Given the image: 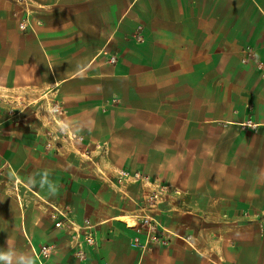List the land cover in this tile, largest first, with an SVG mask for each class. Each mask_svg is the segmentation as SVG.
<instances>
[{"label": "crops", "instance_id": "1", "mask_svg": "<svg viewBox=\"0 0 264 264\" xmlns=\"http://www.w3.org/2000/svg\"><path fill=\"white\" fill-rule=\"evenodd\" d=\"M49 101L85 155L48 138ZM51 206L94 225L83 259ZM262 216L264 0H0V250L264 264Z\"/></svg>", "mask_w": 264, "mask_h": 264}, {"label": "built area", "instance_id": "2", "mask_svg": "<svg viewBox=\"0 0 264 264\" xmlns=\"http://www.w3.org/2000/svg\"><path fill=\"white\" fill-rule=\"evenodd\" d=\"M26 22L23 21L20 23L21 27H24ZM141 24L137 25V28H141ZM136 39L141 41L142 36L140 34L135 35ZM109 62H115V56H111L108 59ZM49 121L51 126L47 130V135L49 139L56 141L58 143H68L76 148V150L85 155L87 148H83L82 144H88V139L81 133L70 128L66 123H64L59 115L62 114V109L55 103H47ZM49 144V143H48ZM121 176H132L134 178H143L138 172H134L132 175H129L126 171H120ZM157 193L148 194L145 198L146 203H151L156 199ZM52 207L51 218L53 220V226L55 228H63L71 236L72 247L74 250V255L78 259H83L85 257V249L88 246H92L95 243L94 237V225L89 222V220L84 219L81 223H78L71 219L66 213L56 206ZM259 228L264 232V216L259 218ZM144 227L148 239L153 242L165 243V231L158 228L157 222L150 217L149 215H144L141 217V225ZM138 242V237H134V243ZM31 249L34 257L37 259L39 264H44L45 261L49 258L52 251V245L48 243H42L39 245H31Z\"/></svg>", "mask_w": 264, "mask_h": 264}, {"label": "clouds", "instance_id": "3", "mask_svg": "<svg viewBox=\"0 0 264 264\" xmlns=\"http://www.w3.org/2000/svg\"><path fill=\"white\" fill-rule=\"evenodd\" d=\"M14 258L15 264H33V261L30 258L25 257L24 255L15 257V253L11 250H0V264H13Z\"/></svg>", "mask_w": 264, "mask_h": 264}]
</instances>
